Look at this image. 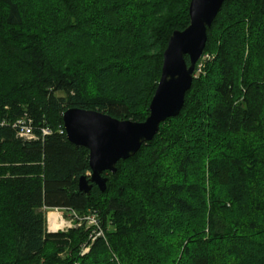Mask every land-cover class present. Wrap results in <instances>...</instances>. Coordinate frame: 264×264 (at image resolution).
Returning <instances> with one entry per match:
<instances>
[{
    "label": "trees",
    "instance_id": "16d2710c",
    "mask_svg": "<svg viewBox=\"0 0 264 264\" xmlns=\"http://www.w3.org/2000/svg\"><path fill=\"white\" fill-rule=\"evenodd\" d=\"M189 3L0 0V264L93 260V252L80 256L87 232H47L43 209L92 211L111 228L96 243L110 257L102 264H239L235 251L250 236L264 249V0L223 1L199 60L212 58L180 113L102 173L103 192L78 189L90 173L88 151L66 140L63 113L143 122L169 37L188 26ZM83 44L86 53L75 52ZM21 119L36 140L16 136ZM43 128L50 134L42 137ZM190 171L191 183H181Z\"/></svg>",
    "mask_w": 264,
    "mask_h": 264
},
{
    "label": "water",
    "instance_id": "95a60500",
    "mask_svg": "<svg viewBox=\"0 0 264 264\" xmlns=\"http://www.w3.org/2000/svg\"><path fill=\"white\" fill-rule=\"evenodd\" d=\"M224 0H190L188 26L169 37L162 54L161 74L143 122L117 120L107 114L82 109H68L62 115L66 140L88 151V177L78 180L80 192L89 195L91 184L105 189L103 172L114 173L115 164L126 160L150 142L160 123L177 116L191 87L194 67L201 57L206 30ZM188 58V64L184 61Z\"/></svg>",
    "mask_w": 264,
    "mask_h": 264
},
{
    "label": "rangeland",
    "instance_id": "374dc122",
    "mask_svg": "<svg viewBox=\"0 0 264 264\" xmlns=\"http://www.w3.org/2000/svg\"><path fill=\"white\" fill-rule=\"evenodd\" d=\"M83 46L85 47V48L83 47L84 49L82 47L76 46L75 52H80L81 53V51L78 50V49H82L86 53V51L88 50L87 48H89V47H86L87 44L86 45L83 44ZM85 57H86V55L82 56L81 58H85ZM211 58H212L211 55H205L200 60H198L196 62V64H195L196 68L194 67L193 78H196L198 76V74H203L204 73L205 62L211 60ZM89 66H90V64H87V70L90 68ZM87 72H89V71H87ZM91 76L92 75L90 74V76L88 78V83H87L88 90L93 89L94 86H95L94 77H91ZM56 96H61V94L58 93ZM257 96H260L259 98L262 97L261 98L262 110H263L262 113L264 114V89H262V87L259 89V92H258ZM171 156H173V155H171ZM171 156H168V161L170 162V164H171V161H170ZM186 169H187V166L185 164V170ZM191 175H194L191 171H190V173L188 175H187V173L182 172L183 181H181V183L185 182V180H188V179L192 178V177H190ZM124 180H125L124 182H126V179H124ZM187 182L191 183V181H189V180ZM186 201H187L188 204L191 203V201H189V200H185V202ZM42 212H43L44 219H45L46 231L49 232V233H55V232L67 233L68 231L73 230V229H81V230H83V232H87L86 241L81 246L82 248L80 250V256H88V255L91 254V252H93V254H92L93 260L86 261L84 264H95L96 262H97L96 264H102V260L103 259L107 260L108 258H110V257L104 256L103 254H100L97 251L96 247L99 244H96V243L99 242V241H100L99 243L105 242L106 241V238H105L106 233L109 230H111V228H108V227L103 228L102 225H101V222H100V220L98 218H97L99 220V223L97 225L98 227L94 226L93 224H90V222L86 219V217L93 216L94 214L92 213V211L87 212L86 214H83V215L75 214V216H73L70 211H66V210H57V209L45 210V209H43ZM53 213H56L58 216H60L61 220L63 221L62 229H60L59 231H54V232L49 230L48 222H47V216L51 215ZM181 214H182V212H181ZM238 218H240V217H238ZM257 238L258 239L252 238V236H250L249 238L247 237L245 239V242H244L245 244H243L242 249L235 251V257H237L239 259L238 260L239 264H250V263L262 264L264 262V249H262L260 247H259V249L258 248L254 249V247H253L254 246L253 244H255V242H258V244H261L260 243L261 237L257 236ZM263 238H264V236H263ZM150 242L153 243L152 246L157 245L152 240ZM92 248H94V250H91ZM97 252L100 255H98V256L94 255V253L97 254ZM237 252H239L240 255L236 256ZM56 253H57V256L64 257L67 254V249L66 250L65 249L57 250L55 252V254ZM240 257H243V258H240ZM113 259H114V261H116L118 263V260L115 258V256H113ZM124 264H126V263H124Z\"/></svg>",
    "mask_w": 264,
    "mask_h": 264
},
{
    "label": "built area",
    "instance_id": "2783aa9c",
    "mask_svg": "<svg viewBox=\"0 0 264 264\" xmlns=\"http://www.w3.org/2000/svg\"><path fill=\"white\" fill-rule=\"evenodd\" d=\"M40 133H41V136L44 137V136L49 135L50 131L47 128H43ZM17 137L22 140H27V141H33L37 139V137L33 133L32 123L30 120L19 124V127L17 128ZM71 214L75 216V213H71ZM86 219L90 222V224H93L94 226L98 227L97 225L99 223V220L97 219L95 215L88 216L86 217ZM57 220L61 221V217L58 216Z\"/></svg>",
    "mask_w": 264,
    "mask_h": 264
},
{
    "label": "bare ground",
    "instance_id": "6f19581e",
    "mask_svg": "<svg viewBox=\"0 0 264 264\" xmlns=\"http://www.w3.org/2000/svg\"><path fill=\"white\" fill-rule=\"evenodd\" d=\"M25 121H28V119H21V120L16 121L13 124V127L16 129V136H17V128L19 127V124H21V123H23ZM88 175H86V177H88ZM70 212L74 213L72 211H70ZM57 217H58V215L56 213H53V214L47 216L48 228H49L50 231L54 232V231H59L60 229H62L63 221L62 220L61 221L57 220Z\"/></svg>",
    "mask_w": 264,
    "mask_h": 264
}]
</instances>
